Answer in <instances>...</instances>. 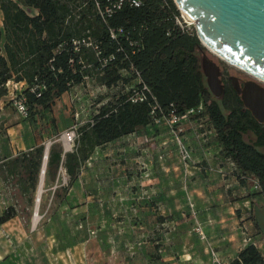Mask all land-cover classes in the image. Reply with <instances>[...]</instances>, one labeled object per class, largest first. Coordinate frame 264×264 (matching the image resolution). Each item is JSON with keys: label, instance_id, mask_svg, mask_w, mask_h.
Segmentation results:
<instances>
[{"label": "rangeland", "instance_id": "1", "mask_svg": "<svg viewBox=\"0 0 264 264\" xmlns=\"http://www.w3.org/2000/svg\"><path fill=\"white\" fill-rule=\"evenodd\" d=\"M28 11L32 15L37 13L34 8ZM203 56L221 67L226 76L253 79L264 86V81L228 63L206 46L200 51V59ZM97 77L96 73L86 77L49 107H33L28 119L39 144L46 148L56 140L72 150L76 138L67 141L64 132L75 124L79 128L101 105L115 101L126 90L122 84L108 87ZM12 84L0 105L13 103L11 97L23 89ZM199 105L205 108L204 102ZM10 112L5 114L7 119L16 124L23 120L16 115V107ZM207 117L202 115L200 120L203 121L201 131L198 129L201 133L187 124L183 141L192 149L191 165L202 164L203 169L208 163L201 149L208 142L215 166H225L223 171L213 169L218 172L212 175L203 170L200 173L213 180L223 178L231 204L238 207L234 210L227 207L223 211L227 220L223 231L214 220L204 221L203 185L187 184L192 173L185 170L168 127L161 124L157 129L158 124H151V131L142 127L134 132L139 133L137 138H118V143L106 149L103 156L94 161L89 157L81 166L83 179L75 187L74 181L69 183L68 174L50 185L45 182L44 173L39 200V181L36 189L27 188L19 163L7 165L13 157L0 154V217L10 207L15 210L11 218L0 224V234L17 252V264H228L254 241L264 259V197L255 185L256 180L247 178L250 188L243 185L241 178L244 176L223 153L222 144L207 123ZM1 125L0 135H4L6 129ZM154 131L163 133L162 141L153 138ZM139 135L145 138L139 140ZM245 138L253 140L254 135L249 133ZM153 142L155 145L150 151L147 146ZM124 143L134 144L135 149L128 153L118 150ZM143 147L147 149L146 155H142ZM159 152L163 154L162 159L156 155ZM157 159L161 162L158 170L155 168ZM108 164L116 165V169L110 168V173L107 172ZM143 168H151L152 174L156 173L158 187L153 184L144 187ZM253 211L261 234L250 222ZM232 215L238 218L229 219ZM198 224H212L214 243L209 242L208 235L203 239L199 236Z\"/></svg>", "mask_w": 264, "mask_h": 264}, {"label": "trees", "instance_id": "2", "mask_svg": "<svg viewBox=\"0 0 264 264\" xmlns=\"http://www.w3.org/2000/svg\"><path fill=\"white\" fill-rule=\"evenodd\" d=\"M114 1L0 0V101L8 92L9 80L27 82L21 94L26 98L28 117L35 105L51 106L94 73L104 85L122 84L126 89L78 128L72 150L65 151L56 140L50 144L45 182H54L64 167L72 183L96 146L150 125L155 103L162 108L157 111L160 116L171 109L183 113L204 102L202 115L208 116L223 153L244 176L241 182L250 188L247 178L256 180L264 197L263 125L244 107L235 89L230 87L219 97L208 87L200 59L204 45L195 30L188 32L177 24L180 10L175 1L140 0L139 6L126 2L106 13ZM29 8H36L37 13L30 14ZM84 36H91L97 48L81 45L76 50L73 39ZM143 83L149 88L147 99L131 101V87ZM249 133L253 140L245 138ZM44 153L45 145L38 144L7 162L19 163L31 190L39 181ZM14 213L13 207L8 208L0 224ZM252 220L261 234L254 213ZM228 264H264V259L250 243Z\"/></svg>", "mask_w": 264, "mask_h": 264}, {"label": "water", "instance_id": "3", "mask_svg": "<svg viewBox=\"0 0 264 264\" xmlns=\"http://www.w3.org/2000/svg\"><path fill=\"white\" fill-rule=\"evenodd\" d=\"M174 1L195 20L196 33L204 46L228 63L264 79V0ZM202 67L211 91L219 96L222 90L219 66L205 57ZM241 93L245 106L258 121L264 122V86L250 80ZM48 153L49 146L45 148L39 186Z\"/></svg>", "mask_w": 264, "mask_h": 264}, {"label": "crops", "instance_id": "4", "mask_svg": "<svg viewBox=\"0 0 264 264\" xmlns=\"http://www.w3.org/2000/svg\"><path fill=\"white\" fill-rule=\"evenodd\" d=\"M34 9H36V8H34ZM1 24H2V19H1ZM1 53H3V50L1 51ZM12 85L17 87V89H20V88L24 89L27 87V82L26 81H19L17 83V85H14V83ZM23 89H21V91ZM66 93H70V92L67 91V92L63 93L62 95L66 94ZM13 107L15 108V106L12 102L8 105L6 103H2V105H0V123L2 124L1 126H3V128L6 129V133L4 135H0V154L2 156L7 157V158L15 157L17 154H19L21 152L28 151V150L32 149L34 146L39 144V139L36 137V133L33 131L32 126H31V122L28 118L23 117L19 112H17L16 113L17 116L23 117V120H21V122H17V124H16V122H13L11 119H7L6 115L11 113L10 109H12ZM156 128L159 129V126H157ZM146 129L149 131L152 130L150 125H147ZM152 133L154 135L153 138L155 140H157V142L162 141L161 140V139H163V133L162 132L160 133L159 131H154ZM138 134L133 132V133L123 135L119 138H123V140H125L126 138L127 139L132 138L133 136H136V138H137ZM138 137H139V140L141 138H145L144 135H139ZM118 140L119 139L117 138V140H115L117 142H115L113 140L111 142L106 143L108 145L105 147H104V145L96 146L95 149L93 150L91 156H90V161H92L96 157L103 156V154L105 153V150L110 149L112 146H114L116 143H118ZM205 140H206V137L202 138V141H205ZM206 143H207L206 146L205 145L202 146L201 149H202L203 154L205 156L203 158H205L208 163L205 164L203 169H201L202 164L191 165V169L189 170V172L192 173V177L189 178L187 184L192 186V187H198L199 185H203V190L201 191V195L203 196L202 200H203L204 221L214 220L216 222V226L219 227V230L223 231V228H224L223 226L226 225V221H227L226 219H224L225 217L223 216V211L225 209H227V207H230L232 210H234L235 208L237 209L238 207H234L233 204H231L229 197L226 193V190H224L225 182H224L223 178H219L218 180H213L211 177L207 178L206 176L204 177V176L200 175L202 170L204 172H206L207 174L212 175L213 172H218L217 170H213L215 168H217L219 171H223L225 169V166H218V165L215 166L216 161H215V157L213 156V150L208 145L209 143L208 142H206ZM153 145H155L154 142L152 143V145H150V147L149 146H147V147L150 149ZM159 145H161V144H159ZM64 146L65 145H63V147ZM133 147H134V144L124 143V145L121 146L120 148H118V150L122 149L128 153L129 151L131 152V150L135 149ZM135 147H137V145ZM64 149H65V151L67 150L66 147H64ZM150 151H153V150L150 149ZM155 151L157 152V150H155ZM142 152H143L142 155H146L147 149L143 147ZM137 153H138V151H137ZM156 155L158 157V153ZM159 162H160V160L157 159L156 165H155V168L157 170L161 166L159 164ZM110 168H112V170H114V169H116V165L114 166V164H108V165H106L105 170L110 173ZM141 173H142L141 180H142V183L144 184V187H150L151 184H153V187H158V184L156 183L157 182L156 173L152 174L151 168H147V169L143 168V170H141ZM65 174H67L66 169L64 167H60L55 181L50 182V185H55L56 183H58L62 176L65 177ZM83 174H84V170L81 167V170H80L77 178L74 180L73 187L77 186L79 181L83 179ZM113 177H115V176H113ZM154 178H155V181H154ZM154 182H155V184H154ZM244 186H246V185H244ZM198 200L199 199H197V201ZM245 204H246V206H248L247 203H245ZM253 213H254V211H253ZM230 218L232 220H235L238 217H236L235 215H232L231 217H229V219ZM250 222L255 227L252 218H251ZM202 226H203V229L206 233V236L208 235L209 242L214 243V241L212 240V237H213L212 224H209V225L204 224ZM250 238L252 239L251 236H249V239ZM260 240H262V239L259 238V241ZM254 243H256V242L254 241ZM16 253L17 252L14 251L13 248L11 249L10 246L7 243H5L4 238L0 234V264H17L16 260L18 257H17Z\"/></svg>", "mask_w": 264, "mask_h": 264}, {"label": "built area", "instance_id": "5", "mask_svg": "<svg viewBox=\"0 0 264 264\" xmlns=\"http://www.w3.org/2000/svg\"><path fill=\"white\" fill-rule=\"evenodd\" d=\"M126 2L129 3L130 5H135V6H139L141 4L140 0H115L111 6L106 7L105 11L106 13L110 14L113 11V9L121 8ZM179 10H180V14L176 16L177 24L181 27L182 30L192 32L193 28H195V20L180 8ZM120 31H122V29H120ZM111 32H112L111 33L112 36L116 37L115 31L112 30ZM73 45L76 50H79L81 45L97 48V45L91 36L74 38ZM11 83L17 85L18 82L9 80L7 82L8 91H10L9 88L11 86ZM35 88L36 87L34 86L33 89ZM148 92H149V88L144 83L139 85H133L130 89L129 99L133 102L143 101L147 99ZM38 94H40V92ZM11 100L13 101V104L15 105L18 112L23 117L25 118L28 117L29 111L25 96L21 94V92L15 93V95L11 97ZM158 110H162V108L157 103H155L151 111V114L153 115V121L151 124H158V126H160L161 124H165L168 127L176 143L177 151L181 158L182 164L184 165L185 170L189 171L188 168L189 166H191L190 160L192 159V149L189 148V146L186 145L185 142L183 141V135L186 128L185 126L187 124H189V126H194L195 129L197 130L199 129L201 131L203 121L200 120L202 119L203 106L199 105L197 107H192L183 113H177L175 109H171V111L168 114H162L160 116L157 115ZM64 136L67 141H72L74 138H76L78 136V128L76 124L73 125L71 129H67L64 132ZM158 158L159 159L163 158V154L161 152L158 153ZM196 230L202 239L206 238V233L201 224H198L196 226Z\"/></svg>", "mask_w": 264, "mask_h": 264}, {"label": "flooded vegetation", "instance_id": "6", "mask_svg": "<svg viewBox=\"0 0 264 264\" xmlns=\"http://www.w3.org/2000/svg\"><path fill=\"white\" fill-rule=\"evenodd\" d=\"M204 58H205V56L202 57V62H203ZM205 77H206L207 85L209 87L207 76L205 75ZM219 78H220L221 87H222V90H221L219 97H222L225 94L226 90L231 87V88L235 89L236 93L242 98L241 91H242V88L244 87L245 83L247 81L253 80V79H243L240 77H235L233 75L226 76L225 73L222 71L221 67H219ZM244 107L247 108L245 106V104H244ZM247 109H249V108H247ZM250 112H251V110H250ZM260 123L263 125V128H264V122H260Z\"/></svg>", "mask_w": 264, "mask_h": 264}, {"label": "bare ground", "instance_id": "7", "mask_svg": "<svg viewBox=\"0 0 264 264\" xmlns=\"http://www.w3.org/2000/svg\"><path fill=\"white\" fill-rule=\"evenodd\" d=\"M255 78H257V79H259V80H262V81H264V79H262V78H260V77H257V76H254ZM41 186H42V184H40V186H39V188H38V193H39V195H40V192H41ZM38 195V194H37ZM38 195V196H39Z\"/></svg>", "mask_w": 264, "mask_h": 264}]
</instances>
